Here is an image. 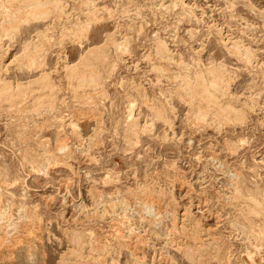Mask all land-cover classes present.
Here are the masks:
<instances>
[{
    "label": "rangeland",
    "instance_id": "rangeland-1",
    "mask_svg": "<svg viewBox=\"0 0 264 264\" xmlns=\"http://www.w3.org/2000/svg\"><path fill=\"white\" fill-rule=\"evenodd\" d=\"M83 1L63 0L69 21L15 24L0 6V76L29 83L0 98V264H264V218L249 212L264 201V0H92L88 38L60 37L86 20ZM159 39L171 60L153 57ZM85 56L92 83L65 70ZM217 64L229 81L211 93L245 116L191 91ZM77 235L93 251L79 256Z\"/></svg>",
    "mask_w": 264,
    "mask_h": 264
},
{
    "label": "bare ground",
    "instance_id": "bare-ground-1",
    "mask_svg": "<svg viewBox=\"0 0 264 264\" xmlns=\"http://www.w3.org/2000/svg\"><path fill=\"white\" fill-rule=\"evenodd\" d=\"M94 1V0H93ZM92 0H84L82 3V5H84L85 7H87V9H88V11L86 12V13H84L85 14V17H86V20H84V21H79V17L77 18V20L75 21V24H73V26H71V27H73L71 30H68V28H66L65 26H63V24H62V28H61V30H60V32H61V34H60V37H63V36H68V35H70V36H72V37H74V39L75 38H80L81 36H83L84 38H88V33H89V28H90V26H91V23L93 22V21H95L96 20V18H95V11L93 10H91L92 8H94L95 6H94V2H93ZM10 2H12V0H0V6H3L4 7V9L6 10V13L8 14L7 16L10 18V20L13 22V23H17L18 24V20H19V18H21V17H23L22 19H24V17H27V16H29V18L31 17V18H38V17H42V16H47V15H49L50 13H55L56 15H57V17H58V19L59 20H62V19H64V18H66L68 21H69V19H70V16H71V14H70V16H69V13L67 14V12H66V5L63 3V0H20V2H21V5L19 6V7H17V8H15L14 10H10L6 5H5V3H10ZM19 2V3H20ZM182 2H183V0H182ZM13 7H15V6H13ZM190 7V6H189ZM192 9V8H191ZM97 11V10H96ZM109 11V10H108ZM99 12V11H98ZM82 14H83V12H82ZM6 15V14H5ZM81 15V14H80ZM6 17V16H5ZM36 20V19H35ZM4 21V20H3ZM2 21V22H3ZM6 21H8V20H6ZM67 21V22H68ZM12 22H9L8 24L10 25ZM4 23H6V22H4ZM64 23V22H63ZM74 23V22H73ZM69 24V23H68ZM67 25V24H66ZM0 26H1V21H0ZM11 27V26H10ZM8 27L9 28V33H10V30H14L15 28L14 27ZM17 28H18V26H17ZM16 28V29H17ZM2 29V28H1ZM5 29V28H4ZM7 30H6V32H7ZM3 31V30H2ZM46 31V30H45ZM47 31H48V29H47ZM115 34V33H114ZM40 35H45V36H47V33L46 32H43V33H41ZM115 36V35H114ZM110 37H113L112 35H110ZM236 39V38H235ZM109 40L112 42V44L114 45V47H116L117 49L116 50H121L122 48H121V45L123 44V43H118L114 38H108V42H109ZM230 41V40H229ZM232 41V40H231ZM126 42V41H125ZM239 43H240V41H233L232 42V46H231V48H230V52H231V54H234V55H236V56H238L239 58H241L242 57V59H244L245 60V62H247L248 64L250 63V61H251V55H252V53H251V51H250V49H249V47L248 48H243V49H241L242 47L239 45ZM125 46V45H124ZM126 47V46H125ZM228 49V48H227ZM229 50V49H228ZM94 51V50H93ZM100 55V54H99ZM152 56V54H150L148 57L150 58ZM154 58L156 57V58H158V59H160V60H171L172 58H171V53H170V50H169V48H168V46H167V44L164 42V41H162L161 39H159L158 40V42H157V46H156V50H155V55L153 56ZM152 58V57H151ZM155 58V59H156ZM152 60V59H151ZM173 61V60H172ZM164 62V61H163ZM70 62H68V61H66V67H65V70L67 69V71H77V70H79V72H77L76 74H75V78H76V76L78 77V78H80L79 80L81 81V78H85L84 80H87V78L84 76L85 74L83 73L82 75L83 76H81V74H80V68L79 67H84L85 68V70L84 71H87V69H91L92 68V63H91V61H89V60H87V58H86V56L85 57H82V59L79 61V64H74V66H75V68H74V66L73 65H70L69 64ZM180 64H182V61H181V63ZM252 65V64H251ZM77 66H79L78 68H77ZM180 66V65H179ZM183 66V65H182ZM187 66V65H186ZM220 67V65L219 64H217V65H212V66H209L208 68H205L204 69V72H206V74H208V75H204L203 74V71L201 72V73H199L198 74V76H197V79L195 80V82L194 83H192L193 84V87H191L190 86V88H191V91L192 90H194V87L197 85V95L198 96H200L199 97V101H210L208 98H213L214 100H211L210 102H212V101H214L213 103L214 104H216L217 105V112L218 113H221V114H223V115H225V117L227 116L226 114H228V113H230V115H233V114H238V116L241 114V116H245V114H243L244 112L242 111V109H236L235 107H233L231 104H230V102L228 101V102H225V103H223V104H220L219 103V101L217 102V100L216 99H218V98H216V94L215 93H213V92H220L221 91V89H220V83L221 82H224V81H226V83H228V81H229V77H228V79H227V77H226V75H225V73H224V71H223V69H220L219 68ZM164 68V67H163ZM221 68H222V66H221ZM94 69V68H93ZM165 69V68H164ZM225 69V68H224ZM83 70V69H82ZM83 72V71H82ZM90 72V71H89ZM164 72V71H163ZM227 73V72H226ZM71 74H73V72H71ZM70 74V75H71ZM90 75V74H89ZM72 76V75H71ZM88 76V75H87ZM94 76V75H93ZM206 76H208V77H206ZM179 77V76H178ZM177 77V78H178ZM47 78H49V76L48 75H41V78H40V80L39 81H41L42 79H45V81H47ZM78 78H77V80H78ZM180 78V77H179ZM196 78V77H195ZM83 79H82V81H81V83L82 82H84L83 81ZM90 80H91V82H90ZM90 80H87V81H89L90 83H92V80H94V81H97V80H95L93 77L91 78V76H90ZM38 81V82H39ZM43 81V80H42ZM86 81V82H87ZM93 81V82H94ZM79 82V81H78ZM191 82V81H190ZM231 82V81H230ZM32 83V82H31ZM29 84V83H28ZM28 84H12L11 82H6L4 79H2L1 78V76H0V85H1V87H0V98L1 97H3V96H5V95H8L10 98H15V97H17L18 95H22L26 90H28ZM223 84V83H222ZM229 85H231V84H229ZM223 86V85H222ZM48 87V86H47ZM224 87H226V86H224ZM229 88V87H228ZM31 89V88H30ZM196 89V88H195ZM138 91V90H137ZM211 91H213L212 93H211ZM141 92L142 91H140L139 90V92L138 93H140L141 94ZM27 93V92H26ZM25 93V94H26ZM192 94H194V93H192ZM222 94V97H223V92L221 93ZM142 95V94H141ZM191 95V94H190ZM196 95V96H197ZM220 95V94H219ZM25 96V95H24ZM224 96H225V94H224ZM142 97H145V95H142ZM191 98H192V96H190ZM219 97V96H218ZM7 98V97H6ZM194 98H195V96H194ZM232 98H236V95H235V97H234V95L232 96ZM146 99V98H145ZM237 99L239 100V98L237 97ZM216 100V101H215ZM219 100H220V98H219ZM233 100V99H232ZM205 101L203 102V103H205ZM221 101V100H220ZM148 102V101H147ZM221 102H223V101H221ZM232 102V101H231ZM193 103H195V102H193ZM209 103V102H208ZM211 104V103H210ZM134 105V104H133ZM197 105V108H195L194 110V113H195V116H196V118H205V116H206V113H208V112H205V107L203 108V106L201 105V103H199V104H196ZM204 105V104H203ZM216 105H215V107H216ZM205 106H207V105H205ZM235 106V105H234ZM214 107V108H215ZM211 108V107H210ZM210 108L208 109V111L210 110ZM54 109V108H53ZM52 109V110H53ZM37 110V109H36ZM153 110V109H152ZM151 110V111H152ZM206 110H207V108H206ZM155 111H157V110H155ZM216 111V110H215ZM216 113V112H215ZM156 114H157V116L158 117H160L159 115H160V112H156ZM217 114V113H216ZM208 115V114H207ZM218 115V114H217ZM220 115V114H219ZM222 115V116H223ZM230 115H228L229 117H230ZM237 116V115H236ZM218 117V116H217ZM234 117V116H233ZM218 118H222L221 116L220 117H218ZM236 118H238V117H236ZM240 119H237V121H236V119H234L235 121H236V123L239 121V120H243L244 121V119L243 118H241V117H239ZM130 119L131 120H133L134 118H133V115L132 114H130ZM137 119V118H136ZM224 119V118H223ZM227 119H228V117H227ZM230 119H232V118H229V122H230ZM202 120V119H201ZM225 120V119H224ZM231 121H233V120H231ZM234 121V122H235ZM242 121V122H243ZM137 121H135V120H133L132 121V125H133V130H134V132L135 133H137L138 132V130H137V123H136ZM213 123V122H212ZM240 124V123H239ZM243 124V123H242ZM139 129V128H138ZM132 130V131H133ZM139 134V133H138ZM66 149V147L65 146H60L59 147V151H64ZM65 152V151H64ZM50 156V155H49ZM53 158V157H52ZM51 158V159H52ZM50 160V159H49ZM251 194V193H250ZM260 194L262 195V192H261V190H260ZM239 195H241V192H240V190L237 188V190H236V195L235 196H238L239 197ZM152 196V195H151ZM252 196V195H251ZM250 196V197H251ZM252 199L253 200H251V201H253V205H252V208L250 209L251 211H249V212H251V213H254V214H257V215H263V218H264V201L262 200V201H259L258 199H256V196H252ZM122 206V205H121ZM124 206V205H123ZM115 208V207H114ZM117 208V207H116ZM122 208V207H121ZM125 208V207H124ZM118 210V209H117ZM145 210H147L148 211V213L150 212V213H152L153 212V207H152V205H150V203H147V204H145ZM116 211V210H115ZM123 213H124V209H123V211H122ZM1 214V213H0ZM121 214V213H120ZM119 215V214H118ZM175 215V214H174ZM123 216V215H122ZM176 219V218H175ZM185 221V220H184ZM175 222H176V220H175ZM197 229V228H196ZM199 230V229H198ZM260 230H261V228H260ZM195 233V232H194ZM92 234H90V237H92L91 236ZM263 235V237H264V227H263V229L261 230V236ZM89 236V235H88ZM89 237V240H87L86 241V239H85V241H84V239H83V236H81V235H77L76 237H75V239H74V242L76 243V253H78L79 254V256H83V254L84 253H82V250L83 249H85V246H86V244H87V247H91V248H93V245H92V241H91V238ZM74 244V243H73ZM90 248V249H91ZM100 249V248H99ZM194 249V248H193ZM191 250V249H190ZM91 251H93L92 249H91ZM192 251V250H191ZM195 253H197V252H195ZM195 253H191L190 251H188V252H186V254H187V257L189 258V259H191L192 261L195 259V256H196V254ZM97 255V254H96ZM90 256H91V258L93 259V260H95V264H96V262H98V263H100V264H103V263H101L102 261H101V259H99V255H97V256H95L93 253H90ZM85 258V257H84ZM90 258V257H89ZM83 259V258H82ZM87 259V258H86ZM104 259V258H103ZM93 264H94V262H93Z\"/></svg>",
    "mask_w": 264,
    "mask_h": 264
}]
</instances>
